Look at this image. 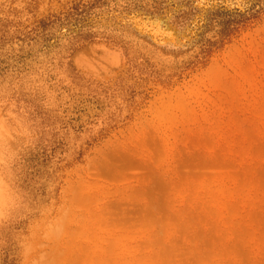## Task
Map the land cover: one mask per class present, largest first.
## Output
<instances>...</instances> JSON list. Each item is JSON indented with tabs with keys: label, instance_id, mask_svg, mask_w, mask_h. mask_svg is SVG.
Returning a JSON list of instances; mask_svg holds the SVG:
<instances>
[{
	"label": "rangeland",
	"instance_id": "obj_1",
	"mask_svg": "<svg viewBox=\"0 0 264 264\" xmlns=\"http://www.w3.org/2000/svg\"><path fill=\"white\" fill-rule=\"evenodd\" d=\"M0 264H264V0H0Z\"/></svg>",
	"mask_w": 264,
	"mask_h": 264
}]
</instances>
